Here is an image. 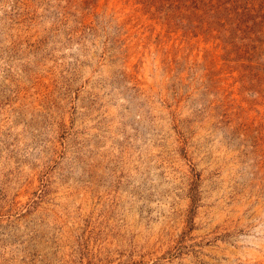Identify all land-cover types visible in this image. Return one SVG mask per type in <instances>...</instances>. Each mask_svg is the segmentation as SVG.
<instances>
[{
	"label": "rangeland",
	"instance_id": "obj_1",
	"mask_svg": "<svg viewBox=\"0 0 264 264\" xmlns=\"http://www.w3.org/2000/svg\"><path fill=\"white\" fill-rule=\"evenodd\" d=\"M0 264H264V0H0Z\"/></svg>",
	"mask_w": 264,
	"mask_h": 264
}]
</instances>
